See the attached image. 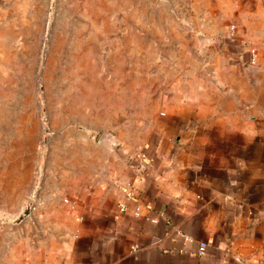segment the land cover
<instances>
[{
	"label": "crops",
	"instance_id": "obj_1",
	"mask_svg": "<svg viewBox=\"0 0 264 264\" xmlns=\"http://www.w3.org/2000/svg\"><path fill=\"white\" fill-rule=\"evenodd\" d=\"M164 8L162 52L130 60L101 102L121 112L104 114L116 145L36 191L0 264H264V0ZM123 182L135 202L119 212Z\"/></svg>",
	"mask_w": 264,
	"mask_h": 264
},
{
	"label": "rangeland",
	"instance_id": "obj_2",
	"mask_svg": "<svg viewBox=\"0 0 264 264\" xmlns=\"http://www.w3.org/2000/svg\"><path fill=\"white\" fill-rule=\"evenodd\" d=\"M7 1L0 12V233L13 236L36 191L61 184L66 173L78 182L86 152L112 134L104 114L121 112L101 102L115 100L111 88L125 83L130 60L162 52L150 37L160 36L169 0Z\"/></svg>",
	"mask_w": 264,
	"mask_h": 264
},
{
	"label": "built area",
	"instance_id": "obj_3",
	"mask_svg": "<svg viewBox=\"0 0 264 264\" xmlns=\"http://www.w3.org/2000/svg\"><path fill=\"white\" fill-rule=\"evenodd\" d=\"M229 30L232 32L234 30V26L231 25L229 27ZM256 61H257V58H256V51L254 48H249L247 50V65H254L256 64ZM136 158H138L141 163L143 165H147V157L142 153V152H139L137 154H135ZM117 186L119 188V191L120 193L122 194L123 196V201H118L117 202V209L119 212H124L126 210V201H129V202H135V197H134V193H133V190H132V186L130 183L128 182H123V183H117ZM63 202L65 203H68V200L67 199H64ZM137 211H138V208L136 207V212L135 214H137ZM152 223H155L156 221L155 220H151ZM155 242H152V244H154ZM204 245L201 244L200 245V248H203ZM137 249V246H133L132 250H136ZM200 254H202V251L199 252Z\"/></svg>",
	"mask_w": 264,
	"mask_h": 264
},
{
	"label": "water",
	"instance_id": "obj_4",
	"mask_svg": "<svg viewBox=\"0 0 264 264\" xmlns=\"http://www.w3.org/2000/svg\"><path fill=\"white\" fill-rule=\"evenodd\" d=\"M250 66V65H249ZM113 140H112V136L110 134H103L101 135V137L98 139V143H101V144H107L108 146H113L114 143H112ZM116 145V144H115ZM114 145V146H115ZM27 213V212H26ZM25 213V214H26Z\"/></svg>",
	"mask_w": 264,
	"mask_h": 264
}]
</instances>
